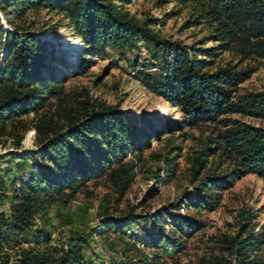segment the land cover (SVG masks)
Returning <instances> with one entry per match:
<instances>
[{"label": "rangeland", "instance_id": "obj_1", "mask_svg": "<svg viewBox=\"0 0 264 264\" xmlns=\"http://www.w3.org/2000/svg\"><path fill=\"white\" fill-rule=\"evenodd\" d=\"M118 5L141 25L148 20L155 22L151 28L163 39L196 48L215 46L206 41L209 32L205 28L184 27L190 15L188 8L178 9L173 2L157 0H127L126 4ZM10 20L45 41L44 75L55 78L60 89L38 112L0 128V178L6 183V195L10 196L21 182L27 181L34 166L32 158L14 160L10 154L33 152L34 162L40 164L38 153L46 141L55 132L66 133L92 110L115 107L131 114L137 128L142 130L137 148L104 175L88 181L76 193L70 190L52 193L53 201L37 215L38 230L51 234L57 244L73 235L91 232L86 257L93 264H264L263 179L248 174L233 188L222 192L215 211L199 212L188 206L200 180L211 172L229 171L233 161L220 158L217 145L211 143L213 150L205 158L200 177H196L199 152L223 130L224 124L183 125L185 118L180 109L142 86L135 78L134 61H138L142 70L161 74L162 62L153 58L152 46L141 42L133 51L105 49L99 56H88L89 68L79 74L77 67L84 43L65 15L39 8ZM3 24L13 31L5 21ZM5 56L6 49L0 46V59ZM229 63L239 69H253L250 79L237 88L236 98L264 92V59L242 62L238 56L225 52L214 60L212 68ZM226 118L264 129V119L242 115ZM123 166L132 167L130 180ZM9 207L8 202L0 204L1 211ZM159 213L166 219L158 223ZM128 216L137 221L126 233H102L104 221ZM178 221L193 222L197 229L183 233L176 225ZM159 237L162 238L157 243ZM246 238L254 244L241 261L232 242Z\"/></svg>", "mask_w": 264, "mask_h": 264}, {"label": "trees", "instance_id": "obj_2", "mask_svg": "<svg viewBox=\"0 0 264 264\" xmlns=\"http://www.w3.org/2000/svg\"><path fill=\"white\" fill-rule=\"evenodd\" d=\"M126 1L0 0V46L6 49L5 58L0 59V128L38 112L60 89L55 78L44 75L45 41L16 27L10 20L12 17L19 18L39 8L65 15L84 43L77 67L79 74L89 68L88 56H99L108 48L133 51L143 42L153 47V58L162 62V68L160 75H154L134 61L135 78L142 86L180 109L185 118L183 125L224 124L223 130L204 144L194 172L199 178L205 158L213 150L211 143L217 145L220 158L233 161V168L209 173L188 199L191 209L215 211L222 192L233 188L248 174L264 180V129L226 118L242 115L264 119V92L236 98L237 88L253 74L251 67L239 69L229 63L212 68L214 60L225 52L238 56L242 62L264 59V0H157L173 2L178 9H190L184 27L205 28L209 32L206 41L215 43L210 48L161 38L151 28L155 22L148 20L141 25L120 9L118 3L123 5ZM4 21L13 31L6 29ZM133 118L115 107L92 110L66 133L55 132L46 141L38 153L40 164L34 162L33 152L10 154L14 160L32 158L34 166L27 181L21 182L10 196L5 194L7 186L0 178V204L8 202L10 206L7 211L0 210V264H93L86 257L91 232L73 235L57 244L51 234L36 228L37 215L53 201L52 193L65 190L76 193L137 148L142 130ZM140 120L145 122L143 118ZM123 169L130 180L132 167ZM157 217L158 223L166 219L162 213ZM136 221L132 216L108 219L101 231L124 234ZM176 225L183 233L197 229L189 221H178ZM253 244L247 238L233 241L237 258L244 261Z\"/></svg>", "mask_w": 264, "mask_h": 264}]
</instances>
